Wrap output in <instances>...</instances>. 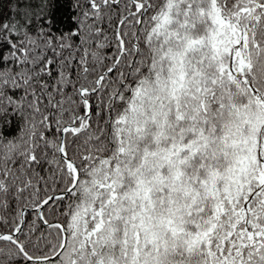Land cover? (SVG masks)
<instances>
[{
    "label": "snow or ice",
    "instance_id": "6c2138e0",
    "mask_svg": "<svg viewBox=\"0 0 264 264\" xmlns=\"http://www.w3.org/2000/svg\"><path fill=\"white\" fill-rule=\"evenodd\" d=\"M0 264H264V0H0Z\"/></svg>",
    "mask_w": 264,
    "mask_h": 264
},
{
    "label": "trees",
    "instance_id": "16d2710c",
    "mask_svg": "<svg viewBox=\"0 0 264 264\" xmlns=\"http://www.w3.org/2000/svg\"><path fill=\"white\" fill-rule=\"evenodd\" d=\"M81 2H83V0H81ZM73 15H75V13L69 10L68 3H64L61 7L57 9L56 20H57L59 30L68 31L75 27V25L71 21V17ZM105 30L108 32L109 35H111V30L107 28V25H105ZM76 42H78V38ZM104 51L106 54L111 55L112 48L111 47L106 48ZM27 219L29 220L32 219L31 213H29Z\"/></svg>",
    "mask_w": 264,
    "mask_h": 264
},
{
    "label": "water",
    "instance_id": "95a60500",
    "mask_svg": "<svg viewBox=\"0 0 264 264\" xmlns=\"http://www.w3.org/2000/svg\"><path fill=\"white\" fill-rule=\"evenodd\" d=\"M30 213V212H29Z\"/></svg>",
    "mask_w": 264,
    "mask_h": 264
}]
</instances>
